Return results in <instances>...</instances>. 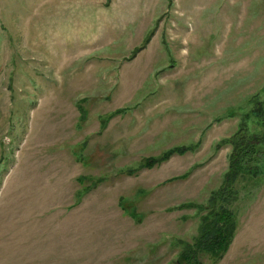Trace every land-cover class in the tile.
Masks as SVG:
<instances>
[{"label": "rangeland", "instance_id": "obj_1", "mask_svg": "<svg viewBox=\"0 0 264 264\" xmlns=\"http://www.w3.org/2000/svg\"><path fill=\"white\" fill-rule=\"evenodd\" d=\"M242 123L259 165L197 264H264V0H0V264H184Z\"/></svg>", "mask_w": 264, "mask_h": 264}, {"label": "trees", "instance_id": "obj_2", "mask_svg": "<svg viewBox=\"0 0 264 264\" xmlns=\"http://www.w3.org/2000/svg\"><path fill=\"white\" fill-rule=\"evenodd\" d=\"M100 128L103 129L102 127ZM245 135V125L242 123L230 138L221 139L230 141L232 145V152H230V154L228 155L227 169L223 173V180L220 186L212 191L211 197L208 198L206 203L204 204V207L207 208V213L205 215H202L198 235L194 238L191 245H195L196 248L190 251V246L187 247L184 245L183 249L177 257L178 261H182V263L184 264H197L198 262H200L197 252H199L200 250L209 252L214 256L215 259H217L228 248V244L233 237L236 225V214L233 210H230V208H228L230 204L229 199L232 198L231 194L233 192L232 187L234 179L241 170L249 166L248 164L250 162H255L256 166L259 165L256 162L259 157H257V160L254 157L255 148L249 141L245 139ZM231 139H235V141L232 142ZM188 149H196V144L174 145L173 147L165 150L162 155L153 157L157 158L158 160L152 159L150 161V159H147L146 161H150L148 165H153L155 163L158 164L160 161L168 157V155L171 156L175 153L183 154L187 152ZM141 164L146 165L143 163ZM188 172L183 175L186 176ZM124 198L125 197H122L121 199L124 200ZM121 199L120 205L124 208V211L131 216L132 210H130L125 204L123 205V203H121ZM189 202L191 203L192 201ZM180 206L183 207L182 203L167 207L166 209L172 211L174 209H178V207ZM133 216H136V211L134 212V214H132V217ZM175 243L176 241L174 242V244ZM183 244H185V242H183Z\"/></svg>", "mask_w": 264, "mask_h": 264}, {"label": "crops", "instance_id": "obj_3", "mask_svg": "<svg viewBox=\"0 0 264 264\" xmlns=\"http://www.w3.org/2000/svg\"><path fill=\"white\" fill-rule=\"evenodd\" d=\"M13 199L10 200V202L13 203ZM10 204V203H9ZM6 214H9V216H5ZM12 211L9 207V209L7 211H4L2 208H1V211H0V246L2 247L3 244L5 243L4 241V237H13V236H18V234H12L11 232L14 231V230H18V228H14L13 225H11V217H12ZM2 218H7V221H9L8 223H6V226H4L5 222L3 221ZM8 242V241H7ZM6 242V243H7ZM8 244L10 245V242H8ZM7 253H11L10 251L7 252ZM5 254V253H4ZM3 254V255H4Z\"/></svg>", "mask_w": 264, "mask_h": 264}]
</instances>
